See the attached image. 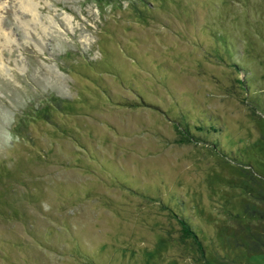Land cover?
Instances as JSON below:
<instances>
[{
  "label": "rangeland",
  "instance_id": "374dc122",
  "mask_svg": "<svg viewBox=\"0 0 264 264\" xmlns=\"http://www.w3.org/2000/svg\"><path fill=\"white\" fill-rule=\"evenodd\" d=\"M130 1L0 0V264H264V0Z\"/></svg>",
  "mask_w": 264,
  "mask_h": 264
},
{
  "label": "trees",
  "instance_id": "16d2710c",
  "mask_svg": "<svg viewBox=\"0 0 264 264\" xmlns=\"http://www.w3.org/2000/svg\"><path fill=\"white\" fill-rule=\"evenodd\" d=\"M99 2H103V0H99ZM140 2H144V0H132L130 1V8L132 10H141L140 8ZM225 45L224 47L227 48V43L223 42ZM231 49V48H230ZM232 51V50H231ZM233 52V51H232ZM215 56V54H214ZM238 59V58H237ZM233 67H235L238 71V73H242L244 75L243 80L238 79L237 84L239 85L240 89L245 92V98H243V102L248 101L247 99L251 96V81L249 79L248 74L245 72V70L240 67L238 61H233ZM39 106L37 107H31L28 112V116L31 120L35 121H44L45 117H48L50 113H52L54 110L56 111H62V112H73V106L71 102L61 99L55 95H44L39 100ZM264 103V98L262 100V104ZM184 124H180V128L182 130V133L184 135V139L182 140L184 143H194L199 142V136H207L209 134V131L213 132V134L218 135L220 133L219 129L213 124H208L207 121H203L202 125L192 126L189 121H187L186 117L183 116ZM206 127H210L209 129H206ZM196 131L201 132L199 135H197ZM202 138V137H201ZM215 146H217L215 144ZM2 171H0L1 173ZM184 213L181 214L182 219L181 225L183 227V235L185 239H190L192 235L195 234L192 229V223L188 219H184ZM201 254L203 255L205 259V251L201 248Z\"/></svg>",
  "mask_w": 264,
  "mask_h": 264
}]
</instances>
